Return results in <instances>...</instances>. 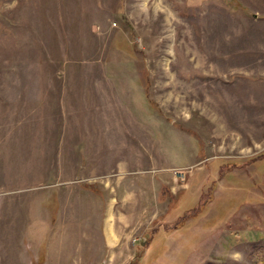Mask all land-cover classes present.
Wrapping results in <instances>:
<instances>
[{"label":"rangeland","instance_id":"obj_1","mask_svg":"<svg viewBox=\"0 0 264 264\" xmlns=\"http://www.w3.org/2000/svg\"><path fill=\"white\" fill-rule=\"evenodd\" d=\"M0 264H264V0H0Z\"/></svg>","mask_w":264,"mask_h":264},{"label":"trees","instance_id":"obj_2","mask_svg":"<svg viewBox=\"0 0 264 264\" xmlns=\"http://www.w3.org/2000/svg\"><path fill=\"white\" fill-rule=\"evenodd\" d=\"M210 202H212V200H210ZM210 202H208V203H210Z\"/></svg>","mask_w":264,"mask_h":264}]
</instances>
